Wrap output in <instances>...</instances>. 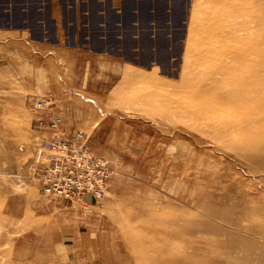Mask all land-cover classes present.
I'll list each match as a JSON object with an SVG mask.
<instances>
[{
  "label": "rangeland",
  "instance_id": "374dc122",
  "mask_svg": "<svg viewBox=\"0 0 264 264\" xmlns=\"http://www.w3.org/2000/svg\"><path fill=\"white\" fill-rule=\"evenodd\" d=\"M139 1L125 65L57 130L0 61V264H264V0ZM78 131L113 178L52 197L36 147Z\"/></svg>",
  "mask_w": 264,
  "mask_h": 264
},
{
  "label": "crops",
  "instance_id": "0c3cea01",
  "mask_svg": "<svg viewBox=\"0 0 264 264\" xmlns=\"http://www.w3.org/2000/svg\"><path fill=\"white\" fill-rule=\"evenodd\" d=\"M126 3L0 0V61L18 69V98L45 97L51 113L63 114V123L76 119L78 98L84 96L79 90L100 94L101 82L109 88L119 64L126 63L120 46L110 45L125 33L119 18ZM131 12L137 15V7Z\"/></svg>",
  "mask_w": 264,
  "mask_h": 264
},
{
  "label": "built area",
  "instance_id": "2783aa9c",
  "mask_svg": "<svg viewBox=\"0 0 264 264\" xmlns=\"http://www.w3.org/2000/svg\"><path fill=\"white\" fill-rule=\"evenodd\" d=\"M46 105L41 99L36 103L39 109ZM61 124L62 118L56 114L49 122L53 130ZM34 172L47 194L65 200L103 196L114 175L108 160L93 152L88 135L80 131L69 136L54 134L39 142Z\"/></svg>",
  "mask_w": 264,
  "mask_h": 264
},
{
  "label": "bare ground",
  "instance_id": "6f19581e",
  "mask_svg": "<svg viewBox=\"0 0 264 264\" xmlns=\"http://www.w3.org/2000/svg\"><path fill=\"white\" fill-rule=\"evenodd\" d=\"M187 85V84H186ZM251 87H252V85H251ZM254 91H255V89H254ZM244 120V119H243ZM237 144V143H236ZM150 239V238H149ZM200 253V252H199Z\"/></svg>",
  "mask_w": 264,
  "mask_h": 264
}]
</instances>
